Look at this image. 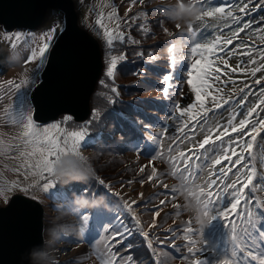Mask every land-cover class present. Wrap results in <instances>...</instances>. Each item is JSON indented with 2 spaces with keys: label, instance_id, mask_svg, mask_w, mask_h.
<instances>
[{
  "label": "snow or ice",
  "instance_id": "snow-or-ice-1",
  "mask_svg": "<svg viewBox=\"0 0 264 264\" xmlns=\"http://www.w3.org/2000/svg\"><path fill=\"white\" fill-rule=\"evenodd\" d=\"M136 2L137 0H132L133 4ZM82 3L83 0H76L75 5L69 3L67 7L57 9V12L67 18L71 15L72 9L79 8ZM140 3L143 4V0H140ZM177 7L180 10L186 8L182 0ZM100 8H109L110 11L106 17L103 11L99 12L95 24L103 30L107 46L114 51V41H124V33L120 31V18L114 4L102 3ZM192 9L198 13L197 20L211 18L224 21L223 27L230 33L224 39L216 36L211 41L203 42L202 37L198 36L191 24L186 30V38L192 41L187 55L199 56L198 59H193L187 79V84L195 93L196 103L183 109L173 103L172 111H168L167 105H158L153 101L138 102L155 111L167 112V118L178 124L186 114L195 121L191 127L187 121H184L178 128L179 132L184 133L180 143L187 140L191 146L187 149H179V145L174 148L170 144L167 149L169 174L179 181L178 186L171 189L158 175L154 164L156 159L162 161L165 159L162 139L167 134V127H163L161 132L151 131L150 129L155 126L152 123L155 118L149 117L145 109L136 104L127 106L132 109V115L113 107L109 116L119 119L113 120L115 131L105 137L103 130L95 131L100 128L103 120L99 108L93 107L85 116L78 117L76 112L65 106L63 97L50 88L46 76L51 72L50 64L55 58L59 41L68 30L66 19L60 25L39 34L31 32L30 26L26 23L9 26L0 20V43L6 44L12 57L24 67L19 80L13 78L0 82V104H3L5 96L12 98L10 105L3 106L0 119L22 130L14 138L18 141L16 144L0 138V156H7L13 160L19 158L21 162L14 171L22 177L12 183L0 182V197L8 202L7 193L19 191L27 198L21 201L24 207L33 209L35 206L30 201L42 202L38 195L42 192L57 206L54 210L74 212L77 225L72 227L76 231L77 238L69 239L66 243L77 247L87 244L97 255L99 264H142L140 260L134 259L131 251L133 246L131 236L135 234L143 238V242L152 255L153 264H175L177 259L181 261V264H264V195L260 194L264 193V171L257 168V152L255 151L261 148L259 159L261 166L264 167V135H262L264 134V75L257 78V73H264V47H257L241 37V33L264 34V0H236L235 3L225 0L218 6L209 4L208 0H193V3L187 6V10ZM175 12V8H163L165 15ZM143 15L147 20L149 14ZM244 16H251V19L244 20ZM105 20L108 23L115 22V28L110 29ZM138 26L142 31H148L146 24ZM176 27L180 28V25ZM25 28H29V31L26 32ZM93 31L97 29L93 28ZM164 31L167 32V29ZM221 32L223 33V29ZM97 34L99 35L98 31ZM237 40L240 41L239 44L234 43ZM261 40H264V35H261ZM221 45L244 49L240 54L247 56L248 60L237 65V69L254 78L252 85L245 84L240 88L242 95L231 105L226 124L212 121L208 116V112H213L215 115L216 109L230 104V101L223 96L218 99L211 91H207L212 88L210 80L219 81L222 72L230 75L227 62L221 69L219 66H213L212 61L208 59L217 50L225 51ZM232 47L225 51V55L232 51ZM176 49L177 44L172 42L168 51L170 68L173 70L178 59L175 54ZM137 55L143 56L144 53L140 51ZM181 55L184 54L181 53ZM124 59H126L124 54L109 53L107 77L113 78L114 81L118 61ZM155 59L156 57H152L153 61ZM30 64L33 67L29 68ZM248 64L254 65L250 71ZM149 71L156 75L160 74L156 69H149ZM213 72L216 73L215 76H212ZM133 74L141 75L135 70ZM174 75L175 71L163 75L164 86L157 89L162 93L161 100H173L176 92L170 90V82ZM100 83L106 88L109 87L103 80ZM144 83L150 85L147 80ZM255 85L259 86L258 102L250 103L248 97L255 94L253 92ZM109 91L113 94L110 98L111 103L115 105L119 102L120 92L114 84ZM215 91H221V89H215ZM209 97H211L213 108L205 106V101ZM197 104L199 109L193 112ZM173 111L178 112L179 117L174 116ZM42 114H47V126L39 122ZM185 128H188V133L184 132ZM144 132H147V139L143 136ZM117 134L121 138L119 143L116 142ZM197 135H202L203 138L197 140ZM170 139L175 142L177 138ZM97 145L114 146L117 151H133L137 155H147L153 162V167L139 180V183L142 187L145 183L162 186L165 189L162 195L166 199L160 200L157 205L155 201L159 194L154 193L145 198L144 193L141 192V203H138L136 199L129 202L123 200L119 193L112 192L114 185L100 178L83 155L87 148L95 149ZM177 149H179L178 154H174ZM13 152L18 153V156L11 155ZM58 171L66 177L86 176L85 180L89 183H69L67 188H57L61 180L57 176ZM139 172L145 173V168L141 167ZM199 181L202 183H198ZM135 182V180H128L127 184ZM90 184L102 186L101 191L107 198L106 206L113 211H105V206L97 207L91 212L70 207L74 203L72 197L83 196L89 191ZM169 196L172 197L171 201L167 199ZM178 196H184L187 203L175 202ZM112 197L117 198L118 204L120 201L123 203L117 207L112 203ZM170 202L177 209V216L184 208L193 209L196 216L194 220L183 221L182 229L178 227L166 229L164 238L161 239L158 234L145 230L139 216L148 213H139L138 210L141 207L148 209L152 206L149 227L158 232L163 228L164 221L157 225L155 218L160 217L164 207ZM12 203L15 204L16 201ZM125 210L136 225L135 233L129 225L124 223ZM217 219L222 221L226 229V238L222 240L223 244L210 246L205 239V231ZM67 235L68 233L65 232V236ZM177 240H182L183 243L177 244ZM166 246H170L172 250L181 254L173 255ZM124 250H128L127 255L121 254ZM61 251L67 254L70 249L65 248ZM205 253L209 255L205 256ZM92 254L88 253L87 256L90 258ZM79 261V257L69 258L66 264H79ZM53 264L57 262L53 261Z\"/></svg>",
  "mask_w": 264,
  "mask_h": 264
},
{
  "label": "water",
  "instance_id": "water-1",
  "mask_svg": "<svg viewBox=\"0 0 264 264\" xmlns=\"http://www.w3.org/2000/svg\"><path fill=\"white\" fill-rule=\"evenodd\" d=\"M69 3L70 0H0V20L9 26L26 23L34 29L45 21L48 9L65 8ZM66 20L68 30L59 41L46 79L50 88L63 97L65 106L82 117L90 112L91 96L102 74V52L94 37L78 26L73 9ZM5 61L6 54L0 46V68ZM40 121H48L47 114H42ZM26 199L15 196L8 207L0 208V264L43 262V211L34 201H30L33 209L25 208L21 201Z\"/></svg>",
  "mask_w": 264,
  "mask_h": 264
},
{
  "label": "rangeland",
  "instance_id": "rangeland-1",
  "mask_svg": "<svg viewBox=\"0 0 264 264\" xmlns=\"http://www.w3.org/2000/svg\"><path fill=\"white\" fill-rule=\"evenodd\" d=\"M93 2L94 6H89V4ZM104 3V4H114L113 0H95V2L93 0H83V3L80 7L82 14L84 15V18L82 20V25L88 29V31H90L92 34H94L103 44L105 47H108L106 44V37H104L103 35V30L99 29L98 26L95 24V20L97 17V14L101 11L104 12L105 17L107 16V13L109 12V8H100V5ZM175 3L177 4V2L175 1ZM115 5V4H114ZM108 9V10H107ZM122 9V7H120V10ZM123 9H125V7H123ZM117 13H119L117 11ZM183 15L182 17H174L171 19V26L174 30V32L176 34H178L180 36V41L179 44L181 45V47L179 48L178 52L183 53L184 55H181L183 58L180 59V63H181V67H182V72H181V76H184L185 74V79H183L182 81L179 82L178 85L181 86V89L183 88V93L181 94V101L185 100V95L187 93L188 88H190V85L186 86L185 89V85L184 83L187 82L188 79V71H191V63L193 62V59H198L199 56H191V55H187L190 51L189 48V44L186 43V34L184 33H180L178 31V29L183 28L185 31L187 30V27L190 25L189 22L192 21V17L190 15H192L189 11H183ZM195 16V15H194ZM129 17V16H128ZM120 18V31H122V27L126 26L127 24H129L130 20L127 19L126 17H121V15H119ZM197 18V17H196ZM63 22V18L61 16V14L59 13H54V17L52 18V16L50 17L49 22L46 24L45 29L40 30L38 32H36L37 34L41 33L42 31H45L53 26L56 25H60ZM106 23L107 20H105ZM112 25H115V22H111L108 23V27L111 28ZM176 25H180V28H177ZM193 28H195V26H192ZM93 28H96L97 31L99 32V35L97 34V31H93ZM115 28V27H113ZM124 33V37L127 35L128 31L127 29L125 30ZM115 42V41H114ZM110 53V52H109ZM112 54H115L113 52H111ZM257 59H258V54H256ZM230 57V56H229ZM108 58V57H107ZM232 59L234 61V65L235 68L237 69V65H241L242 61H247L248 57L247 56H243L240 53L237 52V54L235 53L234 56H232ZM243 66V65H242ZM29 68L33 67V65H28ZM249 71L252 67H254V65L248 64L247 65ZM184 69V70H183ZM24 71V67L22 66V64L15 58H13L12 61V65L10 64L9 69L6 71V73L0 77V82L4 81V80H8V79H17L19 80V77H22ZM235 73L237 74L236 76H238L239 78H241L240 76H243L245 73L240 71L239 69H237L235 71ZM7 74V76H6ZM250 80L254 79L253 77H251V75L249 76ZM190 92V90L188 91V93ZM239 95V93L237 94ZM191 100H195V93H192L190 96ZM12 103V98L9 96H5L3 104H0V116H2V108L4 105H10ZM227 121V119H225ZM47 126V125H46ZM22 131L19 128H16L10 124H6L4 122L3 119H0V138H3L5 141L7 142H11L13 144L18 143L17 140H15L14 138L17 137V135L19 134V132ZM11 155H17L18 153H11ZM130 158L135 157L134 153H131L129 155ZM20 159L17 158L15 160L13 159H9L7 156H0V182H8V183H12L14 181H17L18 179H22L21 176H19L14 169L17 168L20 164ZM135 187H130L128 189H124V191L122 192V194L125 196H127L126 198L129 200L133 199V192H134ZM14 193H19V191H13L10 193H7L8 198L14 194ZM38 195L40 196V200H43L42 197V192L38 193ZM5 199L3 197H0V204H5ZM78 204V203H76ZM82 211H85L84 209H81ZM73 215H71V218H76V215L74 214V212H72ZM77 221V219H76ZM84 245V244H82ZM98 250V249H97Z\"/></svg>",
  "mask_w": 264,
  "mask_h": 264
},
{
  "label": "trees",
  "instance_id": "trees-1",
  "mask_svg": "<svg viewBox=\"0 0 264 264\" xmlns=\"http://www.w3.org/2000/svg\"><path fill=\"white\" fill-rule=\"evenodd\" d=\"M256 35V34H254ZM264 35V34H262ZM121 68H128L127 66L123 65ZM149 74L152 75L153 72L149 71ZM130 76H126V78H129ZM124 78V77H123ZM104 79L106 80L105 77H102V80L104 81ZM122 80V79H120ZM107 81V80H106ZM108 82V81H107ZM145 87V85L142 86V88ZM105 94V88L103 85H101V83L98 85V88H97V91L96 93L94 94V97H93V100H92V107H96V108H99L101 111H104V110H107L108 109V99L104 98Z\"/></svg>",
  "mask_w": 264,
  "mask_h": 264
},
{
  "label": "bare ground",
  "instance_id": "bare-ground-1",
  "mask_svg": "<svg viewBox=\"0 0 264 264\" xmlns=\"http://www.w3.org/2000/svg\"><path fill=\"white\" fill-rule=\"evenodd\" d=\"M56 207L57 206L55 205L54 209ZM54 211H55L56 219L52 220L51 223L48 225L47 235L55 232L56 230H61L63 225H64V228H67L71 224V220L68 221V223H64V220L66 219V216H67L66 211H57V210H54ZM86 250H88V248H85L82 251L85 252Z\"/></svg>",
  "mask_w": 264,
  "mask_h": 264
},
{
  "label": "clouds",
  "instance_id": "clouds-1",
  "mask_svg": "<svg viewBox=\"0 0 264 264\" xmlns=\"http://www.w3.org/2000/svg\"><path fill=\"white\" fill-rule=\"evenodd\" d=\"M57 176L59 179L64 180V181H70V180H85L87 177L86 176H64L62 173L59 171L57 172Z\"/></svg>",
  "mask_w": 264,
  "mask_h": 264
}]
</instances>
